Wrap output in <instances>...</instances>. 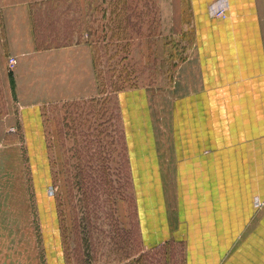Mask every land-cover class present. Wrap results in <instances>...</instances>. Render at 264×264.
Returning <instances> with one entry per match:
<instances>
[{"label":"crops","instance_id":"0c3cea01","mask_svg":"<svg viewBox=\"0 0 264 264\" xmlns=\"http://www.w3.org/2000/svg\"><path fill=\"white\" fill-rule=\"evenodd\" d=\"M54 1L0 0V138L24 136L47 258L64 264L44 107L95 97L99 80L90 43L38 39ZM182 1L169 0L171 34H190L172 79L118 94L141 242H181L184 264H264V0Z\"/></svg>","mask_w":264,"mask_h":264},{"label":"rangeland","instance_id":"374dc122","mask_svg":"<svg viewBox=\"0 0 264 264\" xmlns=\"http://www.w3.org/2000/svg\"><path fill=\"white\" fill-rule=\"evenodd\" d=\"M169 6L56 0L36 11L44 44L93 46L99 80L95 97L44 107L51 178L43 189L57 209L64 264H184L181 242L143 247L118 105L123 90L169 83L185 57L190 34H171ZM7 113L0 98V120ZM0 143V264H49L25 138L19 129Z\"/></svg>","mask_w":264,"mask_h":264},{"label":"built area","instance_id":"2783aa9c","mask_svg":"<svg viewBox=\"0 0 264 264\" xmlns=\"http://www.w3.org/2000/svg\"><path fill=\"white\" fill-rule=\"evenodd\" d=\"M227 9H228V3L224 1H217L212 7H211V13L212 15L218 16V17H226L227 16ZM17 64V59L13 56L9 58V66L11 69H13Z\"/></svg>","mask_w":264,"mask_h":264},{"label":"trees","instance_id":"16d2710c","mask_svg":"<svg viewBox=\"0 0 264 264\" xmlns=\"http://www.w3.org/2000/svg\"><path fill=\"white\" fill-rule=\"evenodd\" d=\"M37 20V19H36ZM36 32H37V35H38V39L42 38V35L38 29V21H37V24H36ZM46 46H52V45H46ZM159 247L157 248H152V249H158ZM151 250V249H150Z\"/></svg>","mask_w":264,"mask_h":264}]
</instances>
